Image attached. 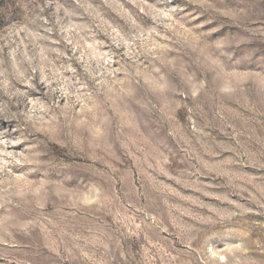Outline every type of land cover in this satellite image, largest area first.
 Wrapping results in <instances>:
<instances>
[{
	"label": "rangeland",
	"instance_id": "1",
	"mask_svg": "<svg viewBox=\"0 0 264 264\" xmlns=\"http://www.w3.org/2000/svg\"><path fill=\"white\" fill-rule=\"evenodd\" d=\"M0 264H264V0H0Z\"/></svg>",
	"mask_w": 264,
	"mask_h": 264
}]
</instances>
